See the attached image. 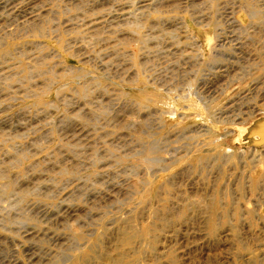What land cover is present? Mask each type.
<instances>
[{"label": "rangeland", "instance_id": "rangeland-1", "mask_svg": "<svg viewBox=\"0 0 264 264\" xmlns=\"http://www.w3.org/2000/svg\"><path fill=\"white\" fill-rule=\"evenodd\" d=\"M0 264H264V0H0Z\"/></svg>", "mask_w": 264, "mask_h": 264}]
</instances>
